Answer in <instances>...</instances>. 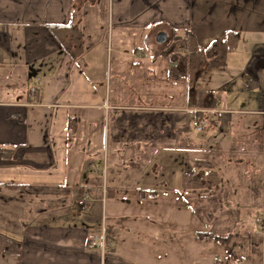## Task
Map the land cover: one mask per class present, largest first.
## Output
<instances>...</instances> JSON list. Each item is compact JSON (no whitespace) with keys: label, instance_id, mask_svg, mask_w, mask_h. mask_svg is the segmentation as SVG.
Masks as SVG:
<instances>
[{"label":"crops","instance_id":"crops-1","mask_svg":"<svg viewBox=\"0 0 264 264\" xmlns=\"http://www.w3.org/2000/svg\"><path fill=\"white\" fill-rule=\"evenodd\" d=\"M69 24L83 34L77 62L49 30ZM173 39L182 43L180 56ZM189 39L200 48L219 42L222 65L196 80L177 76L192 55ZM194 90L218 102L199 112L206 117L198 125ZM203 122L212 126L200 135ZM209 160L222 171L232 168L218 169L221 185L214 189L238 182L236 191L260 199L251 204L264 215V0H0V235L18 238L20 248L18 256L0 253V264H118L116 252L107 260L89 242L104 235L107 249L123 246L130 237L123 232L131 231L123 213L206 210L113 211L114 228L106 220L109 204L155 199L161 189L185 198L184 175ZM177 170L182 178L166 177ZM85 193L93 202L80 215ZM254 226L233 248L247 247L246 264H264V228ZM229 253L232 264H245Z\"/></svg>","mask_w":264,"mask_h":264},{"label":"rangeland","instance_id":"rangeland-1","mask_svg":"<svg viewBox=\"0 0 264 264\" xmlns=\"http://www.w3.org/2000/svg\"><path fill=\"white\" fill-rule=\"evenodd\" d=\"M173 41H175L171 47L173 50L170 49V51L172 50L177 56H180L181 50L179 45L182 43L174 39ZM193 41L196 42V40H191V42ZM212 45L214 46L215 43L212 42L209 46H207V48ZM146 55L150 61L151 58L154 57L152 54H148L147 51ZM167 59L172 60L171 57ZM142 62L144 64H149L148 61ZM35 82H37V80L32 78L31 85H33ZM21 83L22 82L20 80H16V87H19ZM27 87L28 86H26V88ZM23 89L21 88V90ZM28 90H30V88ZM36 95L37 92L34 94V96ZM208 120L212 121V117L208 116ZM222 121L228 120L222 119ZM211 126V123H208V126L204 127L203 132H199L198 134L205 135L207 132H209ZM232 137L233 133L231 131H228L224 135V138L229 139V141H227L229 143L232 142L230 140ZM192 140V142L195 144H197L199 141L198 137L195 135L192 137ZM193 157H203L204 159H209L208 155L199 153L193 154ZM255 161L256 159L254 157L253 164H255ZM208 162L209 164H206V166L203 164L200 165L193 163L191 165V170L193 169L196 172L195 174L203 176L212 170L213 172H217L218 169H220H217L215 165L210 166L211 160ZM188 169L190 170V168H187L186 172ZM220 171L228 173L225 171H232V168H227L225 170L224 167V170L222 171L221 168ZM173 173L174 171L169 175H166V177L176 181L178 177L182 178L183 176L181 171H178V175ZM231 178L228 179L232 180ZM163 184V187H166L165 182H163ZM251 185L253 184L249 183V186ZM237 187L242 188V185L238 182L232 183L227 181L224 188L222 187L223 191L220 187L216 189L213 188L214 190L209 195H206V192L198 190L188 193L185 198L178 194H167L165 196L162 192L163 189H161L159 191V197L155 199H151L147 195L141 200L118 199L115 201V205L113 202H111L109 204L107 214L105 210V215L106 220L108 218L109 227L111 226L114 228L117 227L118 221L117 218L112 214L113 211L119 212L121 210L123 213L125 210L128 211L131 208L140 209L153 207L165 209L167 207L192 206L197 209L204 208L206 212L202 216H196L193 213L187 214L184 212L181 214L171 215L164 214V212H159L154 215H124L123 213V215L120 216L128 218L125 220L124 225L132 231H124L123 233L130 237L122 243L123 246L116 248V251H112L108 248L104 252V256H106L108 260L109 258L115 257L114 253L116 252L118 264H232L234 263L235 259H232L233 256L229 252L234 250L235 252L239 253L236 258H241V260H243L246 264L247 259L245 251H247V247L238 244V247L235 250L233 248V243L234 241L238 242V239H244L243 236L245 235V229H252L253 225H255V228H258V226L263 228L264 221H262V219L264 218V215L261 216V212L258 214L259 208L255 207L254 204H251L254 200H256V203H260L261 200L258 198H251L247 192L236 191L235 188ZM242 203H244V205H242ZM220 210H222L224 213L220 214ZM77 211L80 215H82L88 210L81 212L80 208H77ZM211 214L212 216L209 217ZM206 217L207 221H205ZM104 218L103 229L105 230V225L107 222L106 224L104 223ZM259 221H262L263 224H260ZM206 223L208 226H206ZM142 224L145 226L144 231L133 230L131 227V225L142 226ZM216 228H218V230H216ZM206 232L215 233L216 235L222 236L223 238H231V243H233L227 244L221 241H215L206 238L202 239L199 237L201 234ZM1 237H3V239H0L1 242L10 240L18 245V243L14 241L18 240V238L15 239L7 235H5V237Z\"/></svg>","mask_w":264,"mask_h":264},{"label":"trees","instance_id":"trees-1","mask_svg":"<svg viewBox=\"0 0 264 264\" xmlns=\"http://www.w3.org/2000/svg\"><path fill=\"white\" fill-rule=\"evenodd\" d=\"M49 30L68 57L75 62L82 58L85 47L83 34L78 26L74 24H69L68 26H51L49 27ZM188 41L189 51L190 49L192 50V55L189 60H187V58L181 60V63H179V66L176 69L177 76H187L189 74L188 76H191L192 80H196L204 72L219 67L218 65H222L219 57V42H214L215 45L208 48H200L194 41L191 42V39ZM192 96L197 101V103L193 104V109L197 111L198 118L196 117V125H198L201 122L200 119L206 117L205 113L199 112H201V110H215L218 102L215 98H211L210 95L204 94L201 90H194ZM199 117L201 118L199 119ZM195 173L196 172L192 170L185 174L183 178L184 188L188 189L190 192L198 190L209 191L221 185L220 181H215V177L218 175L216 171L207 173L205 177H201ZM199 237L221 242L228 239L210 232L203 233ZM1 238L3 239V237L0 236V239ZM0 253L18 256V254H20V248L10 240L4 242L0 241Z\"/></svg>","mask_w":264,"mask_h":264},{"label":"built area","instance_id":"built-area-1","mask_svg":"<svg viewBox=\"0 0 264 264\" xmlns=\"http://www.w3.org/2000/svg\"><path fill=\"white\" fill-rule=\"evenodd\" d=\"M36 93V90H33V95ZM207 124L205 122L202 123V125L198 128V131L203 130V127H206ZM104 174H106V172L104 171ZM93 199L92 197L85 193L82 195L81 199L78 201V206L80 208V211H87L90 206L92 205ZM262 221H264V219H262ZM262 221H259L260 224H263ZM264 228V227H263ZM100 248L103 255L104 252L106 251L108 245L106 244V239L105 236L103 235L101 238L96 239L95 241H92L89 248L90 249H95V248Z\"/></svg>","mask_w":264,"mask_h":264}]
</instances>
